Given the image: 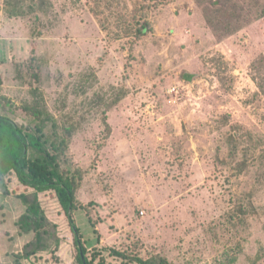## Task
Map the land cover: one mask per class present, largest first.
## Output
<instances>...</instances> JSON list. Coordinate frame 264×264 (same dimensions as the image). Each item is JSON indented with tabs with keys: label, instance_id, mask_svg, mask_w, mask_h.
<instances>
[{
	"label": "rangeland",
	"instance_id": "374dc122",
	"mask_svg": "<svg viewBox=\"0 0 264 264\" xmlns=\"http://www.w3.org/2000/svg\"><path fill=\"white\" fill-rule=\"evenodd\" d=\"M0 116L69 139L82 234L0 173V264H264V0H0Z\"/></svg>",
	"mask_w": 264,
	"mask_h": 264
},
{
	"label": "trees",
	"instance_id": "16d2710c",
	"mask_svg": "<svg viewBox=\"0 0 264 264\" xmlns=\"http://www.w3.org/2000/svg\"><path fill=\"white\" fill-rule=\"evenodd\" d=\"M146 32V27L140 29L135 35L136 40L145 36ZM193 77V75H184L186 81H191ZM37 118L44 126L49 121L54 122L51 115L41 112L37 113ZM31 130L25 131L14 120L7 116H0V173L7 174L11 170L15 171L19 181L24 186L36 190L37 193L53 190L69 218L76 238L81 243L82 234L72 218V212L78 209L76 195L79 182L75 176L60 171L59 157L68 151L69 139L61 138L55 132L56 138L50 142L51 139L44 128L37 126L36 132ZM30 151H34L37 154L36 157L33 158ZM33 209L37 210L34 207ZM35 214L38 216L37 212ZM37 223L41 224L42 219ZM80 247L85 254V248ZM84 263L91 264L87 260Z\"/></svg>",
	"mask_w": 264,
	"mask_h": 264
},
{
	"label": "water",
	"instance_id": "95a60500",
	"mask_svg": "<svg viewBox=\"0 0 264 264\" xmlns=\"http://www.w3.org/2000/svg\"><path fill=\"white\" fill-rule=\"evenodd\" d=\"M82 255H83V253H82ZM85 261V260H84Z\"/></svg>",
	"mask_w": 264,
	"mask_h": 264
}]
</instances>
